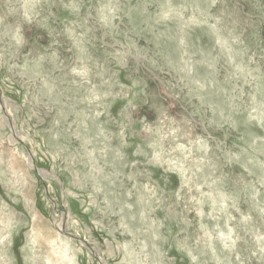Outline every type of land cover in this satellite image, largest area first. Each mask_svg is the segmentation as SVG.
<instances>
[{
  "label": "rangeland",
  "instance_id": "obj_1",
  "mask_svg": "<svg viewBox=\"0 0 264 264\" xmlns=\"http://www.w3.org/2000/svg\"><path fill=\"white\" fill-rule=\"evenodd\" d=\"M0 264H264V0H0Z\"/></svg>",
  "mask_w": 264,
  "mask_h": 264
},
{
  "label": "water",
  "instance_id": "obj_2",
  "mask_svg": "<svg viewBox=\"0 0 264 264\" xmlns=\"http://www.w3.org/2000/svg\"><path fill=\"white\" fill-rule=\"evenodd\" d=\"M30 161H32V159H30ZM32 165V164H31ZM32 167H33V165H32ZM34 168V167H33Z\"/></svg>",
  "mask_w": 264,
  "mask_h": 264
},
{
  "label": "bare ground",
  "instance_id": "obj_3",
  "mask_svg": "<svg viewBox=\"0 0 264 264\" xmlns=\"http://www.w3.org/2000/svg\"><path fill=\"white\" fill-rule=\"evenodd\" d=\"M41 174H42V172H41Z\"/></svg>",
  "mask_w": 264,
  "mask_h": 264
}]
</instances>
